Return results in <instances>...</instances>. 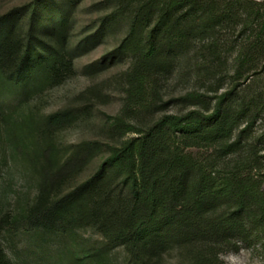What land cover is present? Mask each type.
I'll return each mask as SVG.
<instances>
[{
	"label": "trees",
	"instance_id": "16d2710c",
	"mask_svg": "<svg viewBox=\"0 0 264 264\" xmlns=\"http://www.w3.org/2000/svg\"><path fill=\"white\" fill-rule=\"evenodd\" d=\"M83 1L0 11V146L43 177L29 220L38 248L65 242L67 264H113L114 254L123 264H225L242 246L264 251V0H99L96 32L73 48ZM120 25V45L98 61L132 59L122 114L112 118L120 141L62 153L50 132L75 124L76 113L39 121L24 102L71 78L80 54ZM177 79L193 87L172 95ZM173 105L186 109L140 123ZM14 224L0 217V264H16L2 242ZM82 229L99 239L81 248Z\"/></svg>",
	"mask_w": 264,
	"mask_h": 264
},
{
	"label": "rangeland",
	"instance_id": "374dc122",
	"mask_svg": "<svg viewBox=\"0 0 264 264\" xmlns=\"http://www.w3.org/2000/svg\"><path fill=\"white\" fill-rule=\"evenodd\" d=\"M28 1L30 0H10L1 4L0 11L6 9V6ZM97 1L99 0H84L79 6L72 23L73 48L80 40L96 32L98 19L102 15V12L93 6ZM125 34V26L120 25L116 32L99 44L89 46L86 52L80 54L75 60V74L71 78L54 87L45 88L24 102L25 112L34 115L39 121L62 109L70 108L76 113L75 124L50 132L54 145L56 144L62 153L67 154L74 146L85 142L120 141L121 134L111 126L112 118L122 114L127 96L124 76L132 59L128 56L117 58L115 63L109 65H101L98 61L112 54ZM192 85L177 79L170 86V94L185 92L193 87ZM185 109V106L180 105L165 106L154 114L143 116L140 123L150 124L164 114H176ZM132 136L134 135L129 133L124 138ZM98 163L99 160H96L78 179L82 181L88 178ZM43 181L39 169L25 156L16 153L11 146H0V217L9 223H15L13 227L16 228L7 230L3 234L2 242L7 254L16 264H67L69 261L65 242L55 241L54 237L44 243L42 248H38L35 236L30 232L32 222L29 220L44 189ZM53 191H48L46 200L55 197ZM97 239L98 235L92 230L82 229L76 245L84 248ZM222 259L225 264H264V251L257 246H242L238 252L224 254ZM111 262L123 264V258L114 254Z\"/></svg>",
	"mask_w": 264,
	"mask_h": 264
}]
</instances>
